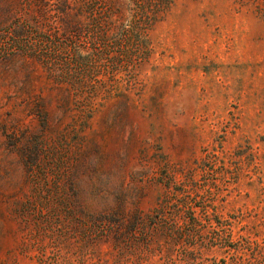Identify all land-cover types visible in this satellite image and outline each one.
<instances>
[{"label": "rangeland", "instance_id": "374dc122", "mask_svg": "<svg viewBox=\"0 0 264 264\" xmlns=\"http://www.w3.org/2000/svg\"><path fill=\"white\" fill-rule=\"evenodd\" d=\"M0 264H264V0H0Z\"/></svg>", "mask_w": 264, "mask_h": 264}]
</instances>
